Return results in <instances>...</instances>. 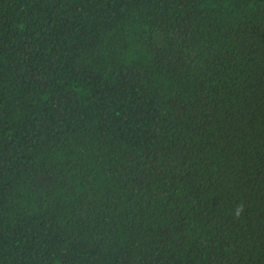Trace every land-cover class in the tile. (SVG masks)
<instances>
[{
	"label": "trees",
	"instance_id": "trees-1",
	"mask_svg": "<svg viewBox=\"0 0 264 264\" xmlns=\"http://www.w3.org/2000/svg\"><path fill=\"white\" fill-rule=\"evenodd\" d=\"M0 264H264V0H0Z\"/></svg>",
	"mask_w": 264,
	"mask_h": 264
},
{
	"label": "clouds",
	"instance_id": "clouds-1",
	"mask_svg": "<svg viewBox=\"0 0 264 264\" xmlns=\"http://www.w3.org/2000/svg\"><path fill=\"white\" fill-rule=\"evenodd\" d=\"M242 210V209H241Z\"/></svg>",
	"mask_w": 264,
	"mask_h": 264
}]
</instances>
